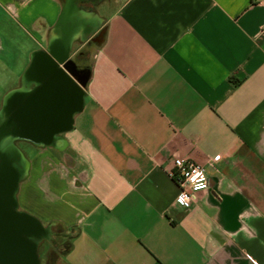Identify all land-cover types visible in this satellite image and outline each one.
I'll use <instances>...</instances> for the list:
<instances>
[{
  "label": "crops",
  "instance_id": "obj_1",
  "mask_svg": "<svg viewBox=\"0 0 264 264\" xmlns=\"http://www.w3.org/2000/svg\"><path fill=\"white\" fill-rule=\"evenodd\" d=\"M117 4L84 15L91 33L74 51L104 33L83 104L28 156L18 192L52 230L45 264H264V0ZM62 11L63 0H0V63L22 36L32 57L46 49ZM175 156L207 168L189 208L175 201Z\"/></svg>",
  "mask_w": 264,
  "mask_h": 264
},
{
  "label": "water",
  "instance_id": "obj_2",
  "mask_svg": "<svg viewBox=\"0 0 264 264\" xmlns=\"http://www.w3.org/2000/svg\"><path fill=\"white\" fill-rule=\"evenodd\" d=\"M87 14L79 8L62 13L53 29V46L33 53L23 84L4 97L0 109V264H41L39 248L50 232L40 219L19 207L20 184L31 163L17 141L53 145L51 135L67 130L70 117L81 108L89 76L80 78L76 66L70 68V47L75 39L84 41L91 33L84 19ZM56 40L62 43L59 54ZM32 79L38 85L30 89ZM68 100L73 101L70 115L61 114L66 124L53 126L50 121Z\"/></svg>",
  "mask_w": 264,
  "mask_h": 264
},
{
  "label": "flooded vegetation",
  "instance_id": "obj_3",
  "mask_svg": "<svg viewBox=\"0 0 264 264\" xmlns=\"http://www.w3.org/2000/svg\"><path fill=\"white\" fill-rule=\"evenodd\" d=\"M105 1L106 0H63V11H62V13H64L66 10L67 11H73L76 8L82 9L83 11H85L89 14L96 13L97 6L100 5L102 2H105ZM89 24H90V22H89ZM91 25H93V23H91ZM103 33H104V28H100L98 32H96L92 37H90L86 41V43H84L82 45V47L77 49L76 51H74V49L72 47H73V45H75L77 43V41L79 42V40L75 39L71 43L70 58L73 60V63L70 64V68L73 69L76 66L80 78L85 77L86 74L89 72L91 65H92V57L94 54V50H92V48L98 44ZM53 42H54V39L52 36L51 39H49V42H48L46 49H42V50H48L50 47L53 46ZM55 43H56V47H57V48H55V52L57 54H59L61 52L62 43L60 42V40H56ZM37 85H38V82L33 80L30 82L28 87L30 89H33ZM73 101H74V99H73ZM73 101H70V100L65 101V104H66V106H64L65 108L62 107V109H59L57 112V116L53 120L50 121V123L53 126L61 128V126H64L66 124L67 120L61 118V114L66 113L67 115H70L71 109L73 108V106H72ZM58 128H56V129H58ZM62 132L63 131H56L55 133H53V135H51V138L54 140L53 145H55L57 138H59V136ZM22 141L28 142V143L34 145L35 147H37L38 149L46 148V146H39V145L32 143L29 140H24V139L18 140L17 143L22 142ZM26 156H27V154H26ZM49 231L51 232L52 230L49 229ZM48 241L50 242L51 245H54V240L52 238H49Z\"/></svg>",
  "mask_w": 264,
  "mask_h": 264
},
{
  "label": "rangeland",
  "instance_id": "obj_4",
  "mask_svg": "<svg viewBox=\"0 0 264 264\" xmlns=\"http://www.w3.org/2000/svg\"><path fill=\"white\" fill-rule=\"evenodd\" d=\"M118 1L119 0H106V2H104L98 6V9L106 15L110 14L111 12H113L118 7V5H119V4H117ZM19 36L20 35L18 33V37ZM22 37H23V39H22ZM22 37H21V39H22V42L25 43V46L19 47V45H16L15 48L14 47L12 48L14 51L10 55L2 54V57H1L2 61L0 63V69L5 74V77L7 76L6 82H9V83L7 84V86L0 88V98L2 97L4 91L6 90V88H8V86L13 84L14 82H19L21 75L24 78L26 70L28 69V67L31 64L32 55L29 52V48H31L33 46L35 47L36 44L30 37H28V36H22ZM13 57H14V60L17 59V65H16V70H15L16 73L15 74H14V72H12L11 68L9 69V66H8V64H9L10 67H12L11 62L13 61ZM3 73H2V78L4 76ZM19 75H20V77H19ZM18 145L27 154V156H29L35 150H37V147H35L34 145H32L28 142L22 141V142H19ZM23 181L21 182V184L23 183ZM21 184H20V186H21ZM23 210H25V209H23ZM51 247L56 248V246L51 245L50 242H48V241H44L41 244V246L39 248L41 264H45L47 262L48 256H49V250Z\"/></svg>",
  "mask_w": 264,
  "mask_h": 264
},
{
  "label": "built area",
  "instance_id": "obj_5",
  "mask_svg": "<svg viewBox=\"0 0 264 264\" xmlns=\"http://www.w3.org/2000/svg\"><path fill=\"white\" fill-rule=\"evenodd\" d=\"M167 170L179 186L176 203L187 208L196 203L198 193L210 187L206 166L194 159L175 156L170 160ZM200 184L204 187H200Z\"/></svg>",
  "mask_w": 264,
  "mask_h": 264
},
{
  "label": "clouds",
  "instance_id": "obj_6",
  "mask_svg": "<svg viewBox=\"0 0 264 264\" xmlns=\"http://www.w3.org/2000/svg\"><path fill=\"white\" fill-rule=\"evenodd\" d=\"M201 179H202V177H201ZM199 186H200V187H204V185H203V184H200Z\"/></svg>",
  "mask_w": 264,
  "mask_h": 264
}]
</instances>
